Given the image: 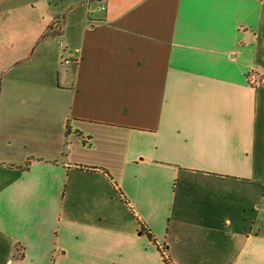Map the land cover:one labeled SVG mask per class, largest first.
<instances>
[{
    "label": "crops",
    "instance_id": "obj_1",
    "mask_svg": "<svg viewBox=\"0 0 264 264\" xmlns=\"http://www.w3.org/2000/svg\"><path fill=\"white\" fill-rule=\"evenodd\" d=\"M262 201L264 0H0V264H264Z\"/></svg>",
    "mask_w": 264,
    "mask_h": 264
},
{
    "label": "rangeland",
    "instance_id": "obj_2",
    "mask_svg": "<svg viewBox=\"0 0 264 264\" xmlns=\"http://www.w3.org/2000/svg\"><path fill=\"white\" fill-rule=\"evenodd\" d=\"M257 211L252 212L249 211V223L246 225V231L252 232L261 230L262 233H264V201L261 202V205H257ZM259 208V209H258ZM256 212L259 214V217L256 219ZM252 221V223H251Z\"/></svg>",
    "mask_w": 264,
    "mask_h": 264
},
{
    "label": "built area",
    "instance_id": "obj_3",
    "mask_svg": "<svg viewBox=\"0 0 264 264\" xmlns=\"http://www.w3.org/2000/svg\"><path fill=\"white\" fill-rule=\"evenodd\" d=\"M102 9H104V7H102ZM158 248L160 250V253H161L163 259L168 262V257H167V255L165 253V249L162 246L161 247H158Z\"/></svg>",
    "mask_w": 264,
    "mask_h": 264
},
{
    "label": "trees",
    "instance_id": "obj_4",
    "mask_svg": "<svg viewBox=\"0 0 264 264\" xmlns=\"http://www.w3.org/2000/svg\"><path fill=\"white\" fill-rule=\"evenodd\" d=\"M142 232L148 237L149 240L153 241V236L148 233L147 231L145 230H142ZM154 242V241H153ZM157 249L159 250L158 246H157ZM160 251V250H159ZM164 260V259H163ZM164 262L168 263L167 261L164 260Z\"/></svg>",
    "mask_w": 264,
    "mask_h": 264
}]
</instances>
